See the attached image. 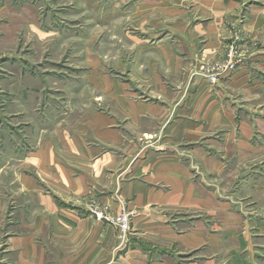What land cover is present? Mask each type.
<instances>
[{
  "label": "crops",
  "instance_id": "1",
  "mask_svg": "<svg viewBox=\"0 0 264 264\" xmlns=\"http://www.w3.org/2000/svg\"><path fill=\"white\" fill-rule=\"evenodd\" d=\"M8 9L1 43L20 36ZM129 18L113 62L88 49L43 75L1 57L0 264H259L264 0H144ZM123 206L120 239L96 214Z\"/></svg>",
  "mask_w": 264,
  "mask_h": 264
},
{
  "label": "rangeland",
  "instance_id": "2",
  "mask_svg": "<svg viewBox=\"0 0 264 264\" xmlns=\"http://www.w3.org/2000/svg\"><path fill=\"white\" fill-rule=\"evenodd\" d=\"M143 1L0 0V4L3 3L5 7L9 8L8 10L19 15L20 19L19 39L13 43L0 42V59L3 56L6 59L11 55H17L23 62V66L30 65L33 69L42 72L43 75L61 72L63 74L65 71L72 74L77 66L82 64L88 66L86 58L81 56V51L88 49L99 53L103 61L110 60L113 62V50L123 51L127 49L122 40V30L130 28V23L133 27L136 26L134 24L137 19L134 18L132 22H129V17L135 7ZM31 23H36L37 27L31 28L33 27ZM38 30L40 34L36 32ZM81 34H83L82 38H80ZM113 35L120 38L121 41H118ZM235 51L236 48L231 47L228 51V58L235 57ZM232 62L234 61L229 64ZM219 66L215 65L214 71H217ZM212 78L214 79V76ZM58 91V88L53 85L52 88L46 89V95L59 96L57 95ZM86 96H91V91L86 92ZM260 162L259 169L262 167L260 170L264 172L263 158ZM261 212L264 213L262 210ZM100 213L104 215L105 219H108V221H103L113 226L118 237L124 239L122 236L125 234L121 233V229L109 221L120 217L122 214L126 215L131 230L132 216L127 208L123 206L116 214H111L109 209L103 208ZM261 246H263L262 240ZM2 248L0 249L2 250ZM259 255V264H264V249H260Z\"/></svg>",
  "mask_w": 264,
  "mask_h": 264
},
{
  "label": "built area",
  "instance_id": "3",
  "mask_svg": "<svg viewBox=\"0 0 264 264\" xmlns=\"http://www.w3.org/2000/svg\"><path fill=\"white\" fill-rule=\"evenodd\" d=\"M229 68L231 69V70H233L234 69V64L233 63H231V64H229ZM96 217H97V219H99V220H106V221H108V219H105V217H104V215L102 214V213H97L96 214ZM112 221H109L112 225H114L115 227L117 226V227H119V229H121L120 231H121V233H123V234H125V235H123L122 237H126V233H128V231L130 230V224H129V221H128V216H126V215H121L120 217H118V218H114V219H111Z\"/></svg>",
  "mask_w": 264,
  "mask_h": 264
}]
</instances>
